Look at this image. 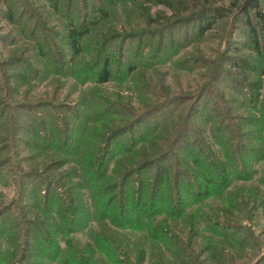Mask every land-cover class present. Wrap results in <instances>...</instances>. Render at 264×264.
<instances>
[{"label":"rangeland","instance_id":"obj_1","mask_svg":"<svg viewBox=\"0 0 264 264\" xmlns=\"http://www.w3.org/2000/svg\"><path fill=\"white\" fill-rule=\"evenodd\" d=\"M161 1L0 0V128L5 125L8 136L6 149L0 152V158L4 157L0 162L3 230L16 214L22 230L23 221L29 217L31 225L55 229L56 220L37 205L36 198L46 189L56 203L63 198L69 203L74 193L79 192L78 203L82 208L89 206L91 198L84 186L87 181L79 180L77 172L87 165L86 150L95 148L102 135L110 134L112 152L105 164L110 170L130 163L134 156H119L120 150L158 126L157 133L166 136L170 143L189 142L193 154L212 149L222 156L219 145L212 143L217 138H213L211 125L220 134L232 135L234 141L238 137L246 144L264 147L263 142L254 140L262 128L260 121L264 120V58L257 50L245 15L236 14V7L228 5L230 11L223 17L214 19L213 8L200 10L205 12L201 16H196L198 12L180 18L206 0H174L172 4ZM210 1L212 6L219 3ZM261 2L264 6V0ZM252 12L251 20L264 52L262 23ZM71 20L85 23L90 29L83 38V51L76 58L66 44V28ZM209 23L212 27L205 32ZM35 32L47 43L46 50L33 40ZM106 58L111 61L112 80L97 83L96 74ZM54 60L59 63L50 70L48 63ZM236 61L237 67L232 65ZM244 61H248L247 67L242 66ZM131 66L134 68L130 69ZM39 69L36 81L21 82L20 75L27 76L29 71ZM26 102L34 105L23 106ZM66 122L70 139L63 146L67 150H59L64 137L62 124ZM205 122L211 123L209 129ZM185 129L187 133L182 135ZM249 130L250 138L243 134ZM2 135L4 132L0 130ZM197 139L203 142L199 144ZM80 149L83 154L74 156ZM178 150L179 146L170 149L168 160L160 165L169 182L181 169L187 170L182 162L184 152ZM143 151L150 154L153 149L146 146ZM60 157L64 160L50 162ZM256 157L255 153L248 161L251 181H238L234 185L261 191L254 205L258 208L252 210L253 217L249 220L244 217L249 206L245 204L236 210L241 211L245 221L235 235L238 240L244 238L245 243L232 244L227 258L207 249L209 239L217 240L209 231L201 228L195 236L188 231L180 234L172 227L160 231L165 236L161 239L174 243L175 235L179 237L187 260L175 257L161 242L147 239L145 231H119L121 258L126 264H264V160L257 161ZM158 173V166L148 167L130 181L151 180ZM216 204L223 206L219 199L212 198L191 205V211L200 207L211 209ZM201 218L196 221L201 223ZM154 219L163 225L165 221L172 225L177 221L165 220L163 216ZM92 228L102 230L99 224L80 214L71 230L58 226L49 250L55 253L57 245L65 247L69 240L72 246L77 242L85 245ZM30 230L34 237L38 235L36 228ZM38 236L35 240L40 239ZM38 242L44 244L42 240ZM37 249L41 251V247ZM37 254L36 250H30V263L32 256L40 258ZM97 264L105 261L99 260Z\"/></svg>","mask_w":264,"mask_h":264},{"label":"trees","instance_id":"obj_2","mask_svg":"<svg viewBox=\"0 0 264 264\" xmlns=\"http://www.w3.org/2000/svg\"><path fill=\"white\" fill-rule=\"evenodd\" d=\"M144 1L152 2L153 0ZM161 2L172 4L174 0H162ZM210 2V0H206L203 4L195 5L193 6L195 11L186 16L179 17H187L198 12L200 13L196 16H201L202 13L215 8V19L225 16L226 12L230 11L227 7L228 5L235 6L236 14L245 15L257 50L264 58V52L261 50L262 42L251 20V13L254 11L261 21L264 30V6L261 0H219L218 5L214 6ZM187 10H189V7ZM200 10H204L205 12ZM104 13L108 18V12L105 11ZM86 27L85 23H77L75 20H71L66 28V44L75 58L82 53L83 38L90 32V29ZM206 27L204 29L205 32L212 27L211 23ZM33 40L37 41L43 50H46L45 44L47 43L42 40L40 33L35 32ZM57 63H59L57 60L49 62L50 70ZM247 64L248 61H244L242 66L247 67ZM232 65L237 67L239 63L236 61ZM133 68L134 66L130 67V69ZM29 73L27 76L26 74L19 76L23 84H29L33 80L36 81L41 70H32ZM57 74L59 72H54V75ZM110 80H112L111 61L106 58L102 63V68L96 74V82L106 83ZM252 84L256 86V84ZM28 104L26 102L23 106L34 105L33 103ZM260 123L262 128H259V135L258 137H254V140L264 143V120L260 121ZM209 124L211 123L205 122V126L208 129ZM62 125L64 137L62 138V145H60L59 150H67L63 146L65 141L70 139L68 134L69 122ZM159 128L158 126L155 130L149 131L139 139L132 140L127 147L121 149L119 156L132 154L134 158L130 163H123L112 170L105 167L107 157L112 152L109 141L110 134L100 136V143L95 148L86 150L85 152L87 165L77 172L79 180L82 179L83 182L87 181L84 186L89 192L91 204L82 208L78 203V199L81 200L79 192L77 194L74 193L72 201H69V203L64 198L60 199L59 203H56L54 196L49 192L50 190L46 189L40 198H36L37 205L43 212H49L51 218L56 220L55 229H45L38 224L31 225L32 222L29 221L31 217H29L23 221L24 229L22 230L16 214L15 219L9 224V227L3 230L0 225V264H50V262L51 264H97L99 260H104L105 264H126L124 259L121 258L122 249L120 251V241L122 234L119 231H145L147 239L161 242L175 257L178 256L183 261L187 260L183 241L179 237H176V235L174 243L162 240L161 238L165 236L160 231H166L164 228H175L180 234L188 231L195 236L203 228L217 238V240L213 238L208 240L207 249H211L213 254L224 258H227V254L232 249V244L234 245L236 241L245 243L244 238L241 237L238 240L237 235H235L238 228H243L242 225L245 221L240 215L241 211L236 210L246 204L249 206V211L244 217L247 220L253 217L252 210L258 208V206L254 205L259 199L261 191L253 192V190H248L244 186L234 184L238 181H251L248 161L250 158H254L255 153L257 154V161L264 160V147L256 144H246L238 137L234 141L232 135H228L227 133L220 134L211 125L210 130L212 131L213 138H217L212 143L219 145L222 156L217 155L212 149L208 151L206 149V154L198 152L193 154L192 152L194 151L189 147V142L178 144L179 140L177 142L174 141V143L172 140L170 143L166 136H161L157 133ZM0 130L4 132V135L0 136V152H3L6 149V145L4 144H6L8 136L6 135L7 129L5 125H2ZM186 130H184L182 135L187 133ZM243 134L249 136L250 130ZM44 135L47 136L46 134ZM97 138L94 137V140ZM44 141H47V139H44ZM197 141L199 144L203 142L199 139ZM144 146H151L153 152L150 154L145 153L143 151ZM177 146H179V150L182 149V152H184V160L182 162L186 165L187 170L183 171L181 169L174 179L169 182L168 175H164L160 171V165L168 160L170 156L169 150L172 148L177 149ZM54 147L55 143L52 144V148ZM82 154L83 150L80 149L78 153H74V156L78 157ZM3 158H0V162L4 160ZM186 158H190V161ZM30 160L32 161V159ZM59 160L64 159L61 157L60 159L54 158L50 162H59ZM152 166H158L159 169V173L153 179L142 178L134 183L130 181L133 175L141 174L148 167ZM35 172L40 173L43 171ZM232 188H235V192ZM212 198L219 199L223 206L216 204L217 206L211 207V209L203 210V207H200L193 212L191 211V205L202 204L204 200ZM67 214H70V216L66 217ZM80 214L85 215L89 221L92 220L97 225L99 224L102 230L98 232L92 228L89 233V241L88 243H84L85 245L82 242H77L76 245L72 246L69 240L66 241V246L69 245L68 248L56 244L58 246L56 252L50 251L49 249L54 245L53 234L58 226L60 225L62 228L66 227L71 230L75 227L76 219ZM159 216L165 217V220L176 219L177 221L173 225L165 221V225H163L161 222H155L154 218ZM199 217H202L201 223L196 221ZM69 225L72 227L69 228ZM35 228L39 235H37L40 238L39 240H35L37 236L35 235L34 237L33 233H31L30 229ZM40 240L44 243L43 245L38 242ZM189 242L193 244L196 243V240L189 239ZM37 244L40 246H37ZM40 247L41 251L38 252L37 248ZM127 248H130V246L127 245ZM132 248L133 245L131 246ZM32 249L36 250L37 256L40 258L34 259V256H32L33 261L31 259L30 263L28 253ZM193 249L198 251L196 247ZM160 255H162V261L165 262V255L161 250ZM155 264L165 263L157 262Z\"/></svg>","mask_w":264,"mask_h":264}]
</instances>
